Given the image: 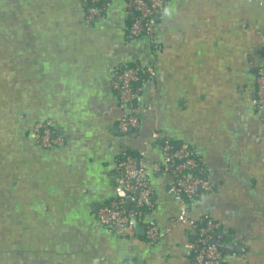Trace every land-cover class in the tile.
Here are the masks:
<instances>
[{"label":"crops","instance_id":"crops-1","mask_svg":"<svg viewBox=\"0 0 264 264\" xmlns=\"http://www.w3.org/2000/svg\"><path fill=\"white\" fill-rule=\"evenodd\" d=\"M125 2L88 22L82 0H0V264H193L164 142L188 144L201 164L211 191L188 214L219 224L223 264H264V108L252 104L264 4L166 0L151 40L128 32ZM132 64L154 74L136 87L138 126L122 132L111 71ZM44 121L60 147L33 143ZM122 153L140 156L153 202L117 233L97 211L130 205L115 190ZM147 218L160 241H146Z\"/></svg>","mask_w":264,"mask_h":264},{"label":"built area","instance_id":"built-area-1","mask_svg":"<svg viewBox=\"0 0 264 264\" xmlns=\"http://www.w3.org/2000/svg\"><path fill=\"white\" fill-rule=\"evenodd\" d=\"M166 0H126L124 9L128 15V32L133 36L146 35L154 40V27L156 17L162 11ZM264 4V0H260ZM85 11V21L97 22L102 20L107 0H82ZM112 89L117 94L119 108L124 115L118 123L120 131L125 132L138 126L136 116V100L138 93L136 87L145 77L152 76L154 70L148 66L124 65L112 69ZM252 104L257 109L264 108V66L259 67L256 74L254 97ZM33 143L43 149H54L63 144V137L49 121L36 122L30 128ZM163 161L166 169L171 173L174 181L169 191L177 204L178 214L175 222L195 229V238L190 243L193 253V264H223L224 253L231 247L223 244L215 230L219 224L205 217L202 225L191 219L188 212L190 206L199 194V190L211 191L208 181L197 176L192 169L197 166V161L188 144H180L176 150H171V144L164 142L162 146ZM193 155V156H192ZM180 159L181 163H175ZM117 193H128V204L131 208L121 207L120 201L112 200L99 208L97 220L100 224L109 226L117 233H124L131 227V219L142 216L137 208L152 206V191L148 173L140 156L122 153L120 170L114 177ZM129 205V206H130ZM146 214V213H143ZM156 221L147 218L144 222V237L149 243H155L165 237Z\"/></svg>","mask_w":264,"mask_h":264},{"label":"trees","instance_id":"trees-1","mask_svg":"<svg viewBox=\"0 0 264 264\" xmlns=\"http://www.w3.org/2000/svg\"><path fill=\"white\" fill-rule=\"evenodd\" d=\"M132 65H137V64H132ZM170 144H171V150H176L177 148H178V146L180 145V144H178V145H175L174 146V144L173 143H171V142H169ZM190 149L192 150V148L190 147ZM192 153H193V157H194V159H196V161H197V166L196 167H194L193 169H192V171L197 175V176H199L200 178H204V175L200 172V170L202 169V167H201V164L199 163V160H198V158H197V156L194 154V152H193V150H192ZM132 155V154H131ZM132 156H134V155H132ZM182 161L180 160V159H176L175 160V163H181ZM199 192V194H201L202 193V190H199L198 191ZM119 201H120V205H121V207H122V197L121 198H119L118 199ZM131 206L132 205H130L129 207L131 208ZM128 207V208H129ZM138 210H137V212L138 213H140V212H144V211H146L147 210V208H145V207H139V208H137ZM198 225L199 226H201L202 225V223H198ZM217 232H218V230L216 229L215 230V235L216 236H218V234H217ZM220 236V235H219ZM219 239L220 240H222L223 242H227V240H225V238H222V237H219ZM221 241V242H222Z\"/></svg>","mask_w":264,"mask_h":264},{"label":"water","instance_id":"water-1","mask_svg":"<svg viewBox=\"0 0 264 264\" xmlns=\"http://www.w3.org/2000/svg\"><path fill=\"white\" fill-rule=\"evenodd\" d=\"M118 195L119 196H127L128 193L125 192V191H122V192H119ZM125 207H126V205H125ZM130 222H131V225H133L134 227L138 228V223H137V219L136 218H132Z\"/></svg>","mask_w":264,"mask_h":264}]
</instances>
